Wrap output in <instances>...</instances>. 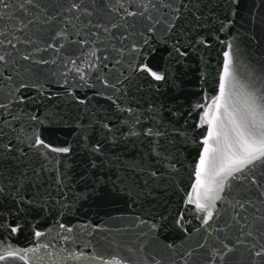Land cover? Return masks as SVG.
<instances>
[{"label": "water", "instance_id": "1", "mask_svg": "<svg viewBox=\"0 0 264 264\" xmlns=\"http://www.w3.org/2000/svg\"><path fill=\"white\" fill-rule=\"evenodd\" d=\"M0 56V264H264V162L195 207L201 116L264 105V0H3Z\"/></svg>", "mask_w": 264, "mask_h": 264}, {"label": "snow or ice", "instance_id": "2", "mask_svg": "<svg viewBox=\"0 0 264 264\" xmlns=\"http://www.w3.org/2000/svg\"><path fill=\"white\" fill-rule=\"evenodd\" d=\"M3 0H0L2 3ZM231 47V45H229ZM183 54V53H181ZM4 58L0 56V61ZM27 59V57H25ZM232 64L231 57L228 52L224 53L223 74L220 76L219 91L220 95L213 100L217 110L220 109L221 101L225 98L226 89L231 90L234 85L231 84L230 67ZM154 79L160 80L162 77L151 69L145 68ZM245 106L241 113L233 115L228 112V102L223 105L225 108V115L229 117V124L231 129L225 130L223 122L220 124L219 131L214 126L217 117L212 116L208 120L209 113L207 111L201 116L202 121H207L209 127L207 136L203 140L204 149L200 155V162L196 169L197 185L205 184L204 199L210 201L209 204L201 203L200 199L195 200V207L198 210L205 211L211 207L214 201L220 199L218 193L223 190L224 184L229 177H233L234 172L243 171L244 167L252 164L254 161L261 160L264 162V105L258 104L256 99L249 94L244 102ZM209 108L212 105H208ZM213 141L215 147H209V142ZM36 144H43L45 148L49 147L42 140L37 137ZM52 151L67 152L68 148H52ZM210 153L212 155L210 156ZM203 177V179H202ZM234 178V177H233ZM199 197V189L194 188ZM188 203H193V198L189 196ZM212 216L211 210L207 211L204 218V223ZM71 231V229H68ZM16 231L15 228L12 229ZM37 237L40 233H36ZM264 253H257L262 255ZM8 255H14L9 253ZM5 259L0 255V260ZM118 264V262H113Z\"/></svg>", "mask_w": 264, "mask_h": 264}]
</instances>
